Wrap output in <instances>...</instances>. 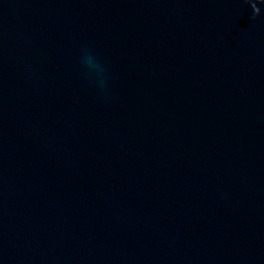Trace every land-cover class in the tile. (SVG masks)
Wrapping results in <instances>:
<instances>
[{
	"label": "water",
	"instance_id": "obj_1",
	"mask_svg": "<svg viewBox=\"0 0 264 264\" xmlns=\"http://www.w3.org/2000/svg\"><path fill=\"white\" fill-rule=\"evenodd\" d=\"M0 264H264V0H0Z\"/></svg>",
	"mask_w": 264,
	"mask_h": 264
},
{
	"label": "clouds",
	"instance_id": "obj_2",
	"mask_svg": "<svg viewBox=\"0 0 264 264\" xmlns=\"http://www.w3.org/2000/svg\"><path fill=\"white\" fill-rule=\"evenodd\" d=\"M81 63L87 68V70L94 74L95 82L100 89L105 86L104 67L96 60V58L85 50L81 56Z\"/></svg>",
	"mask_w": 264,
	"mask_h": 264
}]
</instances>
